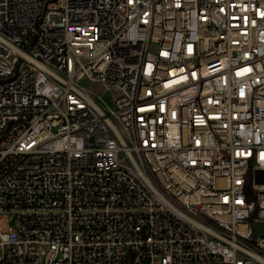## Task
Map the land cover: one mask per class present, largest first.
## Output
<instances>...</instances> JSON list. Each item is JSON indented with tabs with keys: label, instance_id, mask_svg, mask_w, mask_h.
Here are the masks:
<instances>
[{
	"label": "built area",
	"instance_id": "1",
	"mask_svg": "<svg viewBox=\"0 0 264 264\" xmlns=\"http://www.w3.org/2000/svg\"><path fill=\"white\" fill-rule=\"evenodd\" d=\"M259 224L264 0H0V264H264Z\"/></svg>",
	"mask_w": 264,
	"mask_h": 264
},
{
	"label": "rangeland",
	"instance_id": "2",
	"mask_svg": "<svg viewBox=\"0 0 264 264\" xmlns=\"http://www.w3.org/2000/svg\"><path fill=\"white\" fill-rule=\"evenodd\" d=\"M84 85H85V82L83 83ZM89 86V88H91V89H97V85H88ZM264 230V224H259V225H256V235H260V233L262 232Z\"/></svg>",
	"mask_w": 264,
	"mask_h": 264
}]
</instances>
